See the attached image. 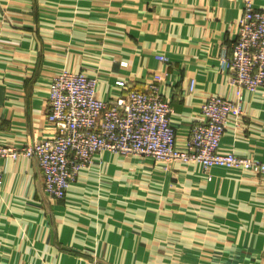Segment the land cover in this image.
I'll return each mask as SVG.
<instances>
[{
    "label": "crops",
    "instance_id": "0c3cea01",
    "mask_svg": "<svg viewBox=\"0 0 264 264\" xmlns=\"http://www.w3.org/2000/svg\"><path fill=\"white\" fill-rule=\"evenodd\" d=\"M243 3L0 0V143L52 135L47 85L62 69H82L106 100L118 78L146 89L161 73L182 147L207 97L234 96L220 59ZM242 95L220 150L264 161V85ZM1 162L0 264H264L261 175L105 150L53 198L34 158Z\"/></svg>",
    "mask_w": 264,
    "mask_h": 264
},
{
    "label": "built area",
    "instance_id": "2783aa9c",
    "mask_svg": "<svg viewBox=\"0 0 264 264\" xmlns=\"http://www.w3.org/2000/svg\"><path fill=\"white\" fill-rule=\"evenodd\" d=\"M155 57L168 60L163 54ZM220 65L229 74L234 96L207 97L201 117L191 125L182 147L176 145L171 104L159 92L161 73L153 74L146 89L118 78L115 91L106 100L96 95V76L82 69L60 70L49 81L46 94V119L54 125L53 134L40 138L33 133L21 143H0V188L2 159L23 156L37 161L44 191L60 198L89 168L94 156L105 150L156 162H194L204 170L248 171L264 178V161L220 150L229 115L243 113V91L255 92L264 85V8L256 7L252 0H244L230 54L221 57ZM194 85L191 78L190 92Z\"/></svg>",
    "mask_w": 264,
    "mask_h": 264
}]
</instances>
